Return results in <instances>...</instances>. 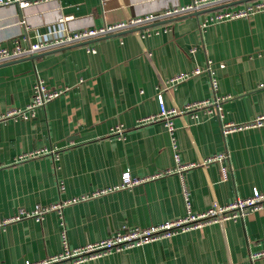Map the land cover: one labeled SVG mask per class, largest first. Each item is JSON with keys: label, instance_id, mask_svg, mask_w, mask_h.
Instances as JSON below:
<instances>
[{"label": "crops", "instance_id": "0c3cea01", "mask_svg": "<svg viewBox=\"0 0 264 264\" xmlns=\"http://www.w3.org/2000/svg\"><path fill=\"white\" fill-rule=\"evenodd\" d=\"M192 1L42 0L22 10L0 6V46L26 47L37 35L126 22ZM253 1L150 24L146 28L152 32L142 39L127 30L1 64L0 114L24 108L37 78L49 88L69 89L37 109L33 119L0 122V219L20 208L31 211L84 196L62 210L68 243L77 248L116 232L183 218L184 189L193 213L246 199L254 190L264 193V127L221 134L223 122L241 125L264 116V12L209 21L218 10ZM206 67L216 81L214 90L206 73L193 75L168 88L164 103L167 109H183L224 98L220 118L203 110L174 116V146L162 121L138 123L159 112L156 94L162 82ZM117 128L121 132L113 133ZM32 152L41 154L18 161ZM222 152L228 155L222 164L200 165ZM221 165L227 167L226 180ZM123 172L137 178L160 175L92 195L118 186ZM62 227L57 211L40 221L9 224L0 230V264L59 254ZM263 251L264 207L83 264H264V256L252 258Z\"/></svg>", "mask_w": 264, "mask_h": 264}, {"label": "built area", "instance_id": "2783aa9c", "mask_svg": "<svg viewBox=\"0 0 264 264\" xmlns=\"http://www.w3.org/2000/svg\"><path fill=\"white\" fill-rule=\"evenodd\" d=\"M42 0H0V6H14L18 9H25L34 4L41 2ZM238 0H193L191 3L172 7L165 9L161 12L146 15L143 17H137L130 19L126 22H119L115 24H105L97 28H86L79 30L77 32H48L45 34L37 35L36 41L34 43L28 44L26 47H22L20 42H17L13 49H8L0 46V65L18 60L21 58L42 54L48 51L56 50L59 48H65L69 46H75L79 44H84L95 39L104 38L109 35L117 34L124 31H133L139 37L145 38L150 35L152 31L146 28L150 24L156 22L173 20L184 15L192 14L204 9L224 6L229 3ZM264 12V0H256L252 3H246L243 7L238 9H222L214 13V15L209 19L210 22H225L237 18H250L251 16ZM22 24L23 20L20 21ZM141 28H146L144 31H140ZM89 52L94 51L91 47H86ZM190 52H194L191 49ZM201 73H206L210 77V84L212 89L216 88V81L211 77V71L209 67L204 69L196 68L190 74H181L174 76L160 84L157 87L156 100L159 106V112L152 116H147L139 120L140 125L149 124L152 122L162 121L166 131L169 133L172 144L174 146V126L172 118L174 116H181L183 114L194 112L198 110H203L204 113L209 116H218L220 118V104L224 98H215L214 101H198L187 104L183 109H178L172 107L167 109L163 99V93L170 87L176 86L178 83L185 81L190 76L198 75ZM68 87L65 88H49L42 79H36L32 86V96L30 102L24 108H12L9 109L4 114H0V122L7 120H30L36 115L37 109L44 107L50 101L58 98L62 94L68 91ZM264 127V116H257L252 121L246 124H231V123H221V134L226 136L227 134L240 131L247 128H261ZM121 129L117 128L113 133H120ZM52 152V151H51ZM39 152H32L23 156L18 157V161H23L26 159L34 158L39 156ZM57 157V156H56ZM55 157V158H56ZM175 158L178 160V154L175 153ZM228 159L226 152H222L217 155L208 156L205 158L201 166H206L207 164L217 162L222 164ZM194 167L192 164L187 166H180L179 168L188 169ZM222 179L226 180L228 178L227 167L221 165L220 168ZM160 175V174H158ZM149 176L144 178H137L131 176L129 172H123L121 175L120 183L118 186L111 189H104L96 192L94 195H99L107 191L116 189H126L132 188L133 186L142 184L146 181L158 177ZM183 194L186 200L187 213L183 218L167 221L158 226H152L144 229L134 228L131 230H125L122 232H116L108 238L100 240L98 242L87 244L85 246L71 248L66 230L64 227V221L62 217V210L65 206L84 200L86 197L81 196L66 200L64 202H59V204H53L50 206H36L33 210L27 211L20 208L13 215L0 219V230H3L9 224L18 222L23 219L31 218L36 221H40L43 216L50 211H57L61 218V252L55 256H51L46 260L39 262H23L22 264H83L86 261L93 260L113 251H121L144 244L151 243L161 238H169L178 233L186 232L189 230H201L204 226L213 223H223L229 220L241 219L248 211L254 212L261 210L264 207V193L254 190L252 195L246 199H237L234 202L220 206L213 204L208 210L200 213L191 212L187 191L184 189ZM264 251L252 256V258L263 257Z\"/></svg>", "mask_w": 264, "mask_h": 264}, {"label": "water", "instance_id": "95a60500", "mask_svg": "<svg viewBox=\"0 0 264 264\" xmlns=\"http://www.w3.org/2000/svg\"><path fill=\"white\" fill-rule=\"evenodd\" d=\"M34 56V55H33Z\"/></svg>", "mask_w": 264, "mask_h": 264}]
</instances>
